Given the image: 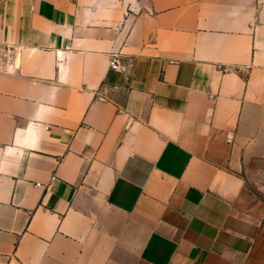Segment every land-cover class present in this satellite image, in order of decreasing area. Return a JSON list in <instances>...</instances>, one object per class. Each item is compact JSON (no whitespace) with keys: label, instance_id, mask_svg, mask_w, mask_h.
Segmentation results:
<instances>
[{"label":"crops","instance_id":"0c3cea01","mask_svg":"<svg viewBox=\"0 0 264 264\" xmlns=\"http://www.w3.org/2000/svg\"><path fill=\"white\" fill-rule=\"evenodd\" d=\"M0 47V264H264V0H0Z\"/></svg>","mask_w":264,"mask_h":264},{"label":"built area","instance_id":"2783aa9c","mask_svg":"<svg viewBox=\"0 0 264 264\" xmlns=\"http://www.w3.org/2000/svg\"><path fill=\"white\" fill-rule=\"evenodd\" d=\"M109 67L114 69H120L121 66L116 56H112L109 61ZM17 66L13 61V54L6 47H0V72L12 73L16 71ZM37 186L42 185L36 182Z\"/></svg>","mask_w":264,"mask_h":264}]
</instances>
